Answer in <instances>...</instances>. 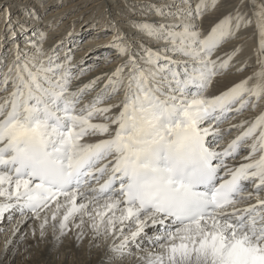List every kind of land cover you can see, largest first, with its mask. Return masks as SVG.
Returning a JSON list of instances; mask_svg holds the SVG:
<instances>
[{
  "label": "snow or ice",
  "instance_id": "6c2138e0",
  "mask_svg": "<svg viewBox=\"0 0 264 264\" xmlns=\"http://www.w3.org/2000/svg\"><path fill=\"white\" fill-rule=\"evenodd\" d=\"M196 10L205 11L204 0ZM190 15L181 11L170 24L138 25L164 45L158 52L145 49L140 61L117 37L125 63L75 92L71 70L52 66L58 57L17 56L0 71V220L13 209L41 220L51 209L41 235L49 218L58 221L61 236L70 224L82 236L88 225L94 239L120 241L110 248L117 259L132 254L130 244L147 242L156 251L139 257L141 264H264V114L224 151L212 143L223 139L220 125L230 113L264 98V59L254 85L249 77L219 96L205 95L216 69L226 70L233 58L218 63L215 51L253 20L239 14L233 26L230 14L203 36ZM254 21L264 57V2ZM104 79L108 83L84 104V95ZM121 91L122 101L102 106ZM114 109L118 115H109ZM95 136L107 138L87 142ZM250 139L248 162L231 168L229 158Z\"/></svg>",
  "mask_w": 264,
  "mask_h": 264
},
{
  "label": "bare ground",
  "instance_id": "6f19581e",
  "mask_svg": "<svg viewBox=\"0 0 264 264\" xmlns=\"http://www.w3.org/2000/svg\"><path fill=\"white\" fill-rule=\"evenodd\" d=\"M204 2L205 11L201 13L196 10L201 0H188L187 3L185 0H0V71L6 73L17 56H20L21 61L58 57L52 66L65 64L71 70V91L75 92L96 77L110 76L115 68L125 63L128 57L118 55L117 49L121 43L117 37L122 39L138 61L145 55V49L158 52L164 47L162 43L150 39L138 25L170 24L184 11L191 13L188 19L196 26V30L207 36L226 16H233L235 26L237 15L249 14V20H253L252 25L242 26L235 38L222 44L212 57L218 63L227 61L230 56L233 58L226 70L218 68V74L205 95L213 98L249 77H253L249 86L254 85L257 82L256 74L262 70L261 60L264 59L260 54V38L254 12L264 0H255V9L251 6V0H243V3L242 0ZM158 9H163V13L158 12ZM244 18L245 21L248 20L245 15ZM71 25L75 26L70 28ZM106 38L111 40H105ZM93 40L98 41L92 42ZM114 40H117L116 46L109 47ZM166 55L176 58L170 53ZM130 70V67L126 68L125 75ZM107 83V79L99 81L91 92L84 95L83 103L93 100ZM122 100L121 91L114 100L102 106L108 107ZM118 113L119 109H114L109 115ZM263 113L264 98L259 101L253 99L243 115L231 116L232 119L220 125L223 139L213 145L217 149L228 146L235 139L233 136L236 137L251 126L254 119ZM93 122L103 121L97 119ZM240 124L244 127H235ZM229 128L232 129L231 132L227 131ZM111 130L114 131L115 128ZM103 138L106 137H89L87 142L94 143ZM249 145H242L241 157L230 161V167L248 162L245 157L250 154L251 149L247 148ZM4 202L0 198V203ZM51 212V209L48 212L42 211L41 220ZM41 220H36L32 213L21 214L17 209L5 214L4 219L0 220V264H141L139 257H146L156 251L147 242L140 248L130 244L132 254L117 259L110 251V248L120 242L114 236H97L94 239L95 234L88 225L84 226V234L81 236L72 224L69 225L71 231L61 236L58 221L50 218L41 235ZM76 222L79 223V220ZM4 224H8L7 227ZM54 224L57 226L53 227ZM148 234L156 233L149 229Z\"/></svg>",
  "mask_w": 264,
  "mask_h": 264
},
{
  "label": "rangeland",
  "instance_id": "374dc122",
  "mask_svg": "<svg viewBox=\"0 0 264 264\" xmlns=\"http://www.w3.org/2000/svg\"><path fill=\"white\" fill-rule=\"evenodd\" d=\"M201 18V17H200ZM75 25H71L70 26V28H73ZM105 40H111V38H106ZM113 40V39H112ZM94 41H98V40H93L92 42H94ZM224 124V123H223ZM212 141H214V140H212ZM214 143H216L215 141L213 142V144ZM3 225V224H2ZM8 225V224H7ZM7 225H5L4 224V227H7ZM10 225H11V223H10ZM2 230H4V229H7V228H1ZM1 239V238H0Z\"/></svg>",
  "mask_w": 264,
  "mask_h": 264
}]
</instances>
